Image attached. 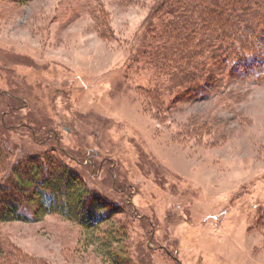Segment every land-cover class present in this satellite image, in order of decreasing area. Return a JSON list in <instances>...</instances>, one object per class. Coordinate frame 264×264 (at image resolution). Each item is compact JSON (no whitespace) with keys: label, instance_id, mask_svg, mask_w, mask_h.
Returning a JSON list of instances; mask_svg holds the SVG:
<instances>
[{"label":"rangeland","instance_id":"rangeland-1","mask_svg":"<svg viewBox=\"0 0 264 264\" xmlns=\"http://www.w3.org/2000/svg\"><path fill=\"white\" fill-rule=\"evenodd\" d=\"M158 1L0 0V130L86 182L132 264H264V81L175 89L141 53ZM0 234L14 264H111L58 214Z\"/></svg>","mask_w":264,"mask_h":264},{"label":"trees","instance_id":"trees-1","mask_svg":"<svg viewBox=\"0 0 264 264\" xmlns=\"http://www.w3.org/2000/svg\"><path fill=\"white\" fill-rule=\"evenodd\" d=\"M153 12L156 21L149 20L141 53L149 64L167 69L175 89L205 95L221 87L227 69L252 83L264 81V0H159ZM216 62H223L220 76ZM7 142L0 130V225L58 214L80 226V243L102 261L132 264L123 228H101L112 210L102 212L104 205L84 180L50 154L43 155L47 162L15 156ZM3 260L15 259L6 255L0 234Z\"/></svg>","mask_w":264,"mask_h":264}]
</instances>
